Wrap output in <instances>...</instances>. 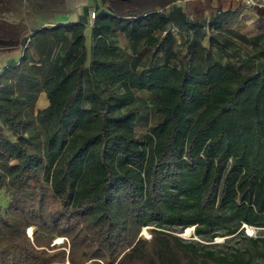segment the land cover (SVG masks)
<instances>
[{
  "label": "trees",
  "instance_id": "trees-1",
  "mask_svg": "<svg viewBox=\"0 0 264 264\" xmlns=\"http://www.w3.org/2000/svg\"><path fill=\"white\" fill-rule=\"evenodd\" d=\"M177 1L101 0L88 66L78 23L38 32L72 33L81 54L69 69L50 72L25 53L0 77V191L10 196L0 264H264V74L218 63L199 73L188 51L174 65L113 67L110 40L160 30ZM63 7L39 0L43 11ZM192 12L191 29L208 27L202 4ZM148 42L153 60L172 38ZM138 91L156 93L161 116L140 140ZM40 93V110L19 99Z\"/></svg>",
  "mask_w": 264,
  "mask_h": 264
},
{
  "label": "crops",
  "instance_id": "crops-1",
  "mask_svg": "<svg viewBox=\"0 0 264 264\" xmlns=\"http://www.w3.org/2000/svg\"><path fill=\"white\" fill-rule=\"evenodd\" d=\"M0 0V77L7 70L16 66L27 53L29 64H42L48 71L56 72L69 69L81 54V49L74 43L71 32L63 34L65 40L50 37L44 40L38 32L43 28L83 24L84 48L86 63H90V48L92 45L91 25L88 23V13L94 10L98 13L101 0H64V7L58 11H43L39 9V0ZM227 8H218L210 16H205L208 27L193 30L188 26L189 19L185 7L176 3L165 11L166 22L160 30L148 34L142 30L137 42L122 47L120 38H112L110 42L117 48L118 57L113 61L117 73L141 70L148 66L157 67L163 64L172 65L169 58L173 53L189 52L195 69L203 73L212 64L233 65L246 76L264 74V27L252 36L239 32L231 22L232 12ZM237 3V2H236ZM261 12V13H260ZM260 13V14H258ZM264 10L249 12L245 8L238 18L249 16L247 25L252 27ZM227 25H220L224 18ZM165 34L172 38V44L165 48L164 53L150 60V54L155 45L149 44L150 37L160 42ZM255 35V36H254ZM20 100L33 102L35 110L48 105L44 93L34 100L29 96H20ZM0 126H2L0 118Z\"/></svg>",
  "mask_w": 264,
  "mask_h": 264
},
{
  "label": "rangeland",
  "instance_id": "rangeland-1",
  "mask_svg": "<svg viewBox=\"0 0 264 264\" xmlns=\"http://www.w3.org/2000/svg\"><path fill=\"white\" fill-rule=\"evenodd\" d=\"M28 1H35V0H27ZM29 2V4H30ZM178 6L185 7V11L187 12L188 18L192 19V10L194 6H197L198 4H202V7H204L205 10V16H210L213 14V11H215L218 8H227V5L220 4L218 1H212V0H178L176 2ZM228 4H231V7H229V11L232 12V16H234L236 19L232 18L231 22L236 23L235 28L241 32L242 34H245L246 36H252L258 31V27H264V14H261L259 16V19L256 20V23H252V27L250 25H247L246 22L249 20V16L245 15L242 16L240 19L238 18L239 13L242 12L244 9V6L236 3L234 1H229ZM261 13V12H260ZM258 13V14H260ZM255 36V35H254ZM120 45L122 47L127 46V43H125L122 39L120 40ZM174 65V62L172 63ZM117 91H120L119 88H116ZM137 96L139 97V101L137 104L134 105V107L137 110V119L135 122V135L137 140H140L144 137L145 133L149 128L157 125L161 119V116L157 113L154 101L157 97L156 93H147L144 91H138L135 92ZM9 193L7 191H0V214L8 216L9 211L7 209V204L9 202ZM32 231V229H31ZM143 231V230H142ZM141 231V237L145 239H149V233L146 229V233ZM255 229L252 228H244V233L246 236L254 237L257 233ZM31 233V232H30ZM28 232V229L26 230V234H30ZM192 231L186 233L185 231L181 234V237L183 238H190ZM59 239V240H58ZM61 240V241H60ZM63 242V239L57 238L53 241V244H61ZM215 242H221L220 240H215ZM68 264V263H66ZM90 264V263H86Z\"/></svg>",
  "mask_w": 264,
  "mask_h": 264
},
{
  "label": "built area",
  "instance_id": "built-area-1",
  "mask_svg": "<svg viewBox=\"0 0 264 264\" xmlns=\"http://www.w3.org/2000/svg\"><path fill=\"white\" fill-rule=\"evenodd\" d=\"M218 2L234 1L244 6L249 12L264 10V0H212ZM96 17V11L91 10L88 13V23L92 25L93 20Z\"/></svg>",
  "mask_w": 264,
  "mask_h": 264
},
{
  "label": "bare ground",
  "instance_id": "bare-ground-1",
  "mask_svg": "<svg viewBox=\"0 0 264 264\" xmlns=\"http://www.w3.org/2000/svg\"><path fill=\"white\" fill-rule=\"evenodd\" d=\"M247 228H249V227H247ZM190 231H191V228H188V229L185 230L186 233H188V232H190ZM28 232H29V233L31 232V228H28ZM142 232H144L145 234H147L145 228L143 229ZM60 239H61V238H60ZM58 240H59V239H58ZM217 240H220V239H217ZM60 241H61V240H60Z\"/></svg>",
  "mask_w": 264,
  "mask_h": 264
},
{
  "label": "water",
  "instance_id": "water-1",
  "mask_svg": "<svg viewBox=\"0 0 264 264\" xmlns=\"http://www.w3.org/2000/svg\"><path fill=\"white\" fill-rule=\"evenodd\" d=\"M191 230H192V229H191ZM32 232H33V231H31V233H30V234H28V236H29L30 238H31Z\"/></svg>",
  "mask_w": 264,
  "mask_h": 264
}]
</instances>
